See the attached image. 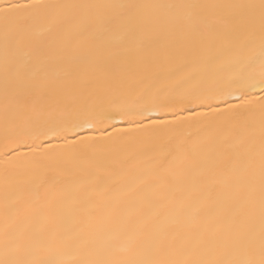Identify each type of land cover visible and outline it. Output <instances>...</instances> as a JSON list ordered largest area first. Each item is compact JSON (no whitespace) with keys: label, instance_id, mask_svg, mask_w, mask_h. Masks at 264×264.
<instances>
[{"label":"snow or ice","instance_id":"snow-or-ice-1","mask_svg":"<svg viewBox=\"0 0 264 264\" xmlns=\"http://www.w3.org/2000/svg\"><path fill=\"white\" fill-rule=\"evenodd\" d=\"M0 105V264H264V0H3Z\"/></svg>","mask_w":264,"mask_h":264},{"label":"bare ground","instance_id":"bare-ground-1","mask_svg":"<svg viewBox=\"0 0 264 264\" xmlns=\"http://www.w3.org/2000/svg\"><path fill=\"white\" fill-rule=\"evenodd\" d=\"M3 2V0H0ZM48 3H152V2H198V3H231V2H245V0H45ZM119 78H124L127 73L124 71L118 72ZM124 88H137L135 84H129L127 82L123 85ZM121 127L125 125H120ZM3 129V112L2 105H0V134ZM2 186H0V211H2L3 200H2Z\"/></svg>","mask_w":264,"mask_h":264}]
</instances>
